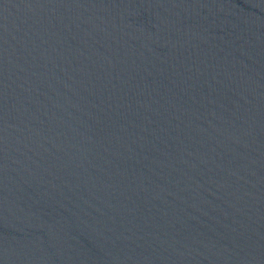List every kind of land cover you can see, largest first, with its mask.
<instances>
[{
  "label": "water",
  "instance_id": "1",
  "mask_svg": "<svg viewBox=\"0 0 264 264\" xmlns=\"http://www.w3.org/2000/svg\"><path fill=\"white\" fill-rule=\"evenodd\" d=\"M0 264H264V0H0Z\"/></svg>",
  "mask_w": 264,
  "mask_h": 264
}]
</instances>
